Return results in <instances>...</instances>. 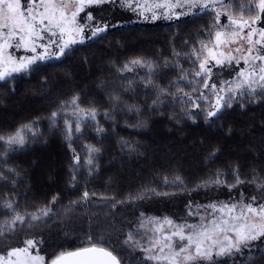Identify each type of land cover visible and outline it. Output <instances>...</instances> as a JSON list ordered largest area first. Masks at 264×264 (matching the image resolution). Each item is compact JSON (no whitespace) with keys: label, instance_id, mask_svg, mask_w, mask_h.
Segmentation results:
<instances>
[{"label":"trees","instance_id":"1","mask_svg":"<svg viewBox=\"0 0 264 264\" xmlns=\"http://www.w3.org/2000/svg\"><path fill=\"white\" fill-rule=\"evenodd\" d=\"M213 18V13L207 12L174 21L168 19L166 23L109 29L72 46L59 59L40 62L33 71L0 81V135L7 137L25 124L33 125L30 132L26 130L29 142L25 148L14 146L16 150H12L0 142L3 173L0 204L11 199L21 212H33L49 205L58 216L40 229L24 228L21 241L35 235L44 241V251L51 253L61 245L65 250H75L89 235L94 238L103 235L121 252L122 264H154L145 259L147 254L141 250L149 245V237L153 235L148 231L151 225L141 216L143 210L163 211L169 209L167 204L171 201L178 200L175 206L182 208L185 215L194 214L183 221L198 222L210 209L197 205L236 202L241 192L245 201L253 195L264 200L252 184L231 190L228 187L235 183L234 167H238L241 179L246 181L254 172L264 177V100L248 104L243 110L234 103L215 123H205L202 111L190 103L176 102L171 96L153 109L156 90L147 84L146 67L131 66L132 71H122L130 60L142 58L154 64L156 84L168 87L175 82L191 93V86L178 79L180 72L176 66L194 67L195 58L187 54L193 47H199V41L207 40ZM222 21L226 22L224 17ZM197 87L214 102L209 90L202 85ZM191 94L196 97L199 93ZM77 95L81 108H95L98 115L96 121L82 120L81 132L76 133L73 128L72 139L68 141L64 118L74 123V109L68 107L55 127L51 126L49 117L62 102ZM117 96L119 103L112 99ZM130 105L138 106L140 114L129 111ZM182 108L193 112L195 123L187 118L179 122L172 119L183 115ZM104 113L111 118H106ZM97 125L104 129L102 133H97ZM124 142H128V147L123 146ZM86 146L100 149L92 154L95 167L87 163L90 157ZM72 149L80 156L74 187L70 185ZM216 149L219 151L211 156ZM217 173H222L221 185L197 188L202 181L216 179ZM176 176L183 179V187L164 183L165 177L172 181ZM146 189L169 195L147 193L143 199L116 203L115 207L111 200L102 199L115 197L117 201H125ZM84 191L96 195L90 202L76 206L73 219L69 220L63 215L65 209L70 201L79 200ZM53 196H58L59 202L50 205ZM10 217L8 210L0 207V223ZM142 219L143 228L139 227ZM129 232L138 243L123 244ZM256 243L258 249L246 251L244 257L236 258L235 264H250L249 257L255 264H264V243ZM225 260L226 264H233V260Z\"/></svg>","mask_w":264,"mask_h":264},{"label":"snow or ice","instance_id":"2","mask_svg":"<svg viewBox=\"0 0 264 264\" xmlns=\"http://www.w3.org/2000/svg\"><path fill=\"white\" fill-rule=\"evenodd\" d=\"M133 2L135 7H133ZM115 3V0H0V81L14 78L15 74H24L35 70L40 62L59 59L71 50L72 46L85 43L86 39L97 37L108 31V22H96L92 12L86 13L87 21L93 24L85 25L79 22L78 17L85 9L93 5L100 6ZM121 7L132 11L140 9L139 15L149 19L146 13H150L152 20L158 19V9L165 10L162 13L164 19L179 18L183 15H199L201 13H213L212 27L208 32L207 40L199 41V47H193L189 55L194 57V67L184 69L177 65L180 72L179 80L186 81L191 86V93L198 92L193 97L190 92L179 87L175 82L163 87L156 84L153 79L154 64L134 58L124 65L122 71H132L131 66L146 67L148 69L147 84L156 90V99L152 107L162 105L164 98L171 96L174 101L183 105L192 104L194 109L203 112L205 123H215L220 119L226 109L236 103L243 110L246 105L264 100V0H121ZM187 8V12L177 14L176 9ZM195 10V11H194ZM225 18L226 22L221 20ZM82 19V18H81ZM116 25H112L115 27ZM90 27L91 35H84L85 28ZM23 51L30 55H16L15 52ZM175 55H179L176 53ZM168 64H165L167 67ZM214 69H231L234 75L231 79H219L213 82ZM194 77V79H189ZM209 90L214 102L209 95L200 90ZM175 87V91L172 88ZM116 103L120 98H112ZM203 101V105L200 103ZM80 97L74 96L70 101L60 104L58 110L53 111L49 120L55 127L58 118L68 107L74 109L72 115L74 123L64 118L65 139L71 141L73 128L76 133L81 132V121L91 119L96 121L98 112L95 108L83 109L80 107ZM128 110L140 114V108L136 105L128 106ZM183 115L172 117L177 122L181 119H190L196 122L195 115L187 108H182ZM106 118H111L104 113ZM32 124H25L18 128L14 134L7 137L0 135V142L12 150L14 146L23 149L27 146L26 130H32ZM97 133L104 129L97 125ZM33 139L35 134H33ZM128 147V142H124ZM71 148V143H69ZM89 153L88 165L95 167L93 153H99L100 149L94 146H86ZM134 150V149H132ZM73 151L74 164L71 186L76 180L75 171L80 165V156ZM216 149L211 153L215 156ZM91 170V169H90ZM14 172V169H9ZM232 175L235 183L228 185L229 190L245 183L255 186L260 197H264V177L255 172L248 179H241L238 167L233 168ZM222 173L216 174V179L205 180L197 185V188L209 185L219 186L223 183ZM3 173L0 172V178ZM164 183H176L184 186L181 177L176 176L172 181L167 177ZM195 190V189H194ZM167 196V192H157L155 189H146L144 193L136 197H128L125 201H117L115 197H105L111 200L112 206L116 203H125L132 199H143L145 194ZM96 193L84 191L79 200L70 201L63 215L69 220L73 219L72 213L75 207L90 202ZM59 202L58 196H53L50 205ZM0 207L7 209L11 214L10 219L0 223V264H122V254L109 243L103 235H89L86 242L75 250H65L63 246L54 248L51 253L44 251V241L35 235L20 240L24 228L36 230L47 226L54 218H58L54 209L45 205L38 207L33 212H21L18 205L11 199L3 201ZM210 209L207 216L201 215L198 222L189 223L186 220L177 222L167 216L163 218L149 217L147 222L154 225L151 229L153 235L149 237V245L141 250L147 255L148 261L154 264H220L225 258L233 260L244 257L245 252L258 249L256 242L264 243V200H258L256 195L245 201L241 192L240 199L236 202L211 203L206 206L197 205V208ZM218 213V215H216ZM189 216L194 215L192 212ZM143 213L141 216L143 217ZM210 217V218H209ZM20 226L19 228L17 226ZM167 226V230L165 228ZM139 227H145L142 219ZM138 243L129 232L123 241L124 245ZM44 252V254H42ZM250 259V264H255Z\"/></svg>","mask_w":264,"mask_h":264},{"label":"rangeland","instance_id":"3","mask_svg":"<svg viewBox=\"0 0 264 264\" xmlns=\"http://www.w3.org/2000/svg\"><path fill=\"white\" fill-rule=\"evenodd\" d=\"M141 3H143V0H140ZM149 2L151 3L152 0H149ZM157 2H159V0H157ZM133 7H135V3L133 2ZM92 12L93 16L96 18V22H108L109 29H114L117 27H122L125 25H132V24H137V25H145V24H158V23H166V21L168 19H164L161 18L160 15H162V13H164L165 10L163 9H158L157 11V15H158V19L156 20H152L150 18L151 14L150 13H146V15L149 16V19H145L144 16L139 15V11L140 9L137 8L136 11H132L131 9H128L126 7H121V0H115V3H108V4H104V5H100V6H91L85 9V12L80 14V17H78V20L80 23L85 24V25H91L94 22H89L87 21L86 18V13L87 12ZM187 12V8L184 9H176L175 12L177 14H179L180 12ZM195 11V10H194ZM186 15L183 16H179V18H176L175 16H173L172 20H177L180 19L182 17H184ZM82 18V19H81ZM223 19V16L221 17V20ZM112 25H116L115 27H112ZM108 29V30H109ZM84 35L86 37L91 35V31H90V27H86L85 28V33ZM94 38V37H93ZM91 38V39H93ZM91 39H86L85 42L91 40ZM14 54L16 55H30V53H24L22 50L15 52ZM232 75H234V73L232 72L231 69H214V75H213V82H217L219 79H231ZM182 201V200H179ZM171 202H174L171 205ZM169 204H167V207L169 209H165V210H160L157 208H151V209H145L143 210L141 213H143V218L144 220H147V218L149 217H158V218H163L165 216L172 218L173 220L177 221V222H183L184 218H189V215H185L183 209H179L180 207L175 206L176 202L178 203V200H173L171 201ZM186 203H188V201H186ZM170 205V206H168ZM190 221H187L189 223H194L193 220L189 219ZM151 226L148 228L149 233H153L151 231V229L154 227V225L150 224ZM166 230H167V226H165ZM147 230V228H146Z\"/></svg>","mask_w":264,"mask_h":264}]
</instances>
